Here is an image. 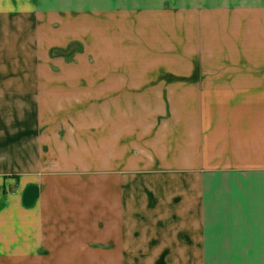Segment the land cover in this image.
Returning <instances> with one entry per match:
<instances>
[{
    "label": "crops",
    "instance_id": "crops-1",
    "mask_svg": "<svg viewBox=\"0 0 264 264\" xmlns=\"http://www.w3.org/2000/svg\"><path fill=\"white\" fill-rule=\"evenodd\" d=\"M256 173L264 0H0V264H250Z\"/></svg>",
    "mask_w": 264,
    "mask_h": 264
},
{
    "label": "rangeland",
    "instance_id": "rangeland-1",
    "mask_svg": "<svg viewBox=\"0 0 264 264\" xmlns=\"http://www.w3.org/2000/svg\"><path fill=\"white\" fill-rule=\"evenodd\" d=\"M247 174L241 175V185L239 194L242 203L232 207L229 210H234L233 221L221 220L229 227L234 224V228L239 230L241 240L249 246V250L241 249V256L250 264H263L264 261V213H263V174L256 173L254 187L252 182L247 184ZM222 205V204H221ZM215 227V225H214ZM249 244V245H248Z\"/></svg>",
    "mask_w": 264,
    "mask_h": 264
}]
</instances>
